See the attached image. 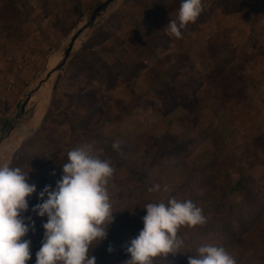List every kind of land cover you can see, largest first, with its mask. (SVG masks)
<instances>
[{"label": "rangeland", "instance_id": "1", "mask_svg": "<svg viewBox=\"0 0 264 264\" xmlns=\"http://www.w3.org/2000/svg\"><path fill=\"white\" fill-rule=\"evenodd\" d=\"M100 1L102 0H0V163L11 164L16 158L18 148L37 130L52 96L55 99L61 98L64 104V94L76 91L77 87L70 88L67 83V64L92 33L104 32L111 35L107 42L118 37L126 40L125 46H129V39L136 32L135 24L141 23L142 30L138 32V37L141 41L146 39V30L154 23L153 16L148 12V0H120L78 44L70 60L50 84L41 107L40 119L34 128L24 137L18 133L28 125L35 111L36 101L30 104L26 125L19 130L10 129L16 120L19 102L34 84L49 57L62 48L68 36L83 24ZM221 1L202 0L203 11L194 23L191 22L183 30L182 37L176 40L173 36L167 48L155 50L154 55L147 60L148 70L140 71L133 80L121 78L111 95L130 113L126 116L123 131L132 129L155 137L161 136L165 131L175 135L181 142H186V148L192 146L193 152L185 160L186 163L201 157V154H204L202 160L211 159L217 152L216 162H226V165L222 164L229 171L228 183L247 176L253 180L255 190L264 200V0H243L237 15L215 11L213 7ZM166 3L169 9V2ZM162 19L159 17L157 20ZM158 23L161 22L156 25ZM254 37L259 39L258 44L253 41ZM95 49L99 51L100 46ZM251 51L256 53L255 56L241 65V55L250 54ZM103 59L109 61L107 54H103ZM54 63L53 60L50 67ZM171 64L174 67L166 71V66ZM193 77L199 79L196 98H206L208 92L218 94L220 88L216 86L217 83L224 86L231 82L240 88L238 92L236 89H229L230 95L226 97L229 101L223 102L229 109L235 101L238 100L239 104L236 112L227 109L230 112L223 114L231 120L219 124L217 146L211 138H204L200 143L194 140V135L213 121V116L206 109L189 113L175 107L170 111L169 108L173 105L165 107L155 90L161 81L169 90V95H176L178 98L175 89L180 86L194 87ZM92 87L99 86L92 84ZM98 90L102 91V87ZM180 96L187 97L183 92ZM135 110L136 117L131 115ZM112 111L116 112L118 109L114 107ZM179 117L181 121L183 118L181 124L176 123ZM212 133L214 132L208 136L215 137ZM44 157H50V154L45 152ZM19 167L29 172L28 182L35 184L37 189L27 198L28 211L22 213L30 227L28 237L23 239H29L32 246L37 238L44 237L42 225L47 222L46 216L39 217L32 208L42 203L39 193L44 187L51 186L54 189L56 182L53 171L46 172L38 166ZM167 173L169 172L165 171L163 175ZM161 180V188H164L160 193L167 194L175 181L171 178L166 182L163 177ZM28 217H31V221ZM36 253H31L28 263L36 264Z\"/></svg>", "mask_w": 264, "mask_h": 264}, {"label": "trees", "instance_id": "2", "mask_svg": "<svg viewBox=\"0 0 264 264\" xmlns=\"http://www.w3.org/2000/svg\"><path fill=\"white\" fill-rule=\"evenodd\" d=\"M148 2L149 6L153 4V9L149 8L148 12L153 16L154 23L148 26L146 39H139L142 24L136 23V32L135 35L132 33L129 46H125L126 40L118 37L107 42L111 35L101 31L92 33L81 46L67 64V83L70 88L77 87L76 91L64 94V104L61 98L52 96L37 130L18 148L11 166H38L46 172L53 171L57 184L63 175V165L68 162L67 153L70 150L85 143L104 149V158H110L116 168L108 185L113 211L116 212L108 226L107 237L90 249V257H95L96 264H125L130 259L127 247L131 239L136 238L144 227V206L148 203L167 204L173 197L193 201L202 209L206 222L194 227L182 226L178 231V236L184 242L181 253L153 258L154 264H188L190 256H198L199 247L209 244L224 247L235 258L236 264H264V200L255 190L251 178L244 176L229 184V171L222 164L224 162H216L217 152L211 159L205 158L206 161L202 160L204 154H201V157L186 163L185 160L193 152L192 146L186 148V142H181L166 131L159 137L132 129L123 131L126 116L130 113L121 107V102L114 99L111 92L121 78L133 80L140 71L148 70L147 60L155 50L168 47L172 40L163 27L169 18L175 17L181 0L170 1L169 9L165 0ZM242 5L243 0H222L217 4L224 14H235ZM159 17L163 19L159 25H155ZM253 41L258 44L259 39L254 37ZM96 46H100L99 51L95 49ZM103 54H107L109 61L103 59ZM255 54L253 51L243 53L240 64H246ZM171 67L174 65L166 66V71ZM194 82V87H177L178 98L169 95V90L161 81L155 90L165 107L173 105L170 111L175 107L189 113L206 109L213 116V121L198 131L194 140L200 143L204 138H211L217 146L219 124L231 120L223 114L230 112L227 109L236 112L239 104L237 100L229 109L223 102L229 101L226 98L230 95L229 89L238 92L240 88L231 82L224 86L217 83L216 86L220 88L218 94L208 92L206 98H196L199 79ZM92 84L102 87V91L98 90L99 87H92ZM56 91L57 88L54 93ZM182 92L187 97H181ZM137 102L140 103V100ZM114 107L118 111L113 112ZM131 115L136 117L137 111ZM176 121L181 124L183 118L181 121L179 117ZM211 132L215 137L208 136ZM117 141L120 143L119 151L112 148ZM262 148L264 154L263 143ZM45 152L50 157L45 158ZM165 171L169 173L163 175ZM161 177L166 182L172 178L175 183L167 194L160 193L164 187L150 192L149 188L153 185H163ZM37 231H40V227ZM43 239L37 238L35 244L30 246L31 253L40 250Z\"/></svg>", "mask_w": 264, "mask_h": 264}, {"label": "clouds", "instance_id": "3", "mask_svg": "<svg viewBox=\"0 0 264 264\" xmlns=\"http://www.w3.org/2000/svg\"><path fill=\"white\" fill-rule=\"evenodd\" d=\"M202 11V0H181L175 17L163 27L165 34L181 38L182 30ZM112 148L119 151L120 143L114 142ZM67 158L56 187L45 186L39 193L42 203L32 208L39 217H47L36 264H96L90 249L107 237L114 220L108 185L116 168L110 158H104V149L85 143L70 150ZM28 173L10 162L0 163V264H27L31 258V241L23 239L30 227L22 213L28 211L27 198L37 189L28 182ZM160 189L155 184L149 191ZM144 209V227L131 239L130 259L125 264H154L153 258L181 253L184 242L179 229L206 222L202 209L191 200L173 197L167 204L148 203ZM197 251L198 256H190L188 264H236L222 246L204 245Z\"/></svg>", "mask_w": 264, "mask_h": 264}, {"label": "water", "instance_id": "4", "mask_svg": "<svg viewBox=\"0 0 264 264\" xmlns=\"http://www.w3.org/2000/svg\"><path fill=\"white\" fill-rule=\"evenodd\" d=\"M120 0H102L97 3L92 11L89 13L82 25L78 26L67 38L66 42L61 49L53 53L39 73L34 84L29 87L27 92L23 95L22 101L19 102V110L16 120L10 129H19L26 125L29 120L28 113L30 104L36 92L47 86V91L50 84L54 81L55 77L61 72L66 63L72 57V53L77 45L85 38V36L97 25L101 19L119 2ZM57 58L56 63L49 66V63Z\"/></svg>", "mask_w": 264, "mask_h": 264}, {"label": "bare ground", "instance_id": "5", "mask_svg": "<svg viewBox=\"0 0 264 264\" xmlns=\"http://www.w3.org/2000/svg\"><path fill=\"white\" fill-rule=\"evenodd\" d=\"M80 45V44H79ZM78 46V45H77ZM55 63L57 61V58H55ZM53 63V61H51L49 63V66L50 64ZM47 86L45 88H41L39 89L36 94L34 95V98L32 99L33 102L36 103V106H35V111L32 115V117L30 118L29 120V123L28 125L25 127V128H22L21 130H19V135L21 137H24L25 135H27L31 129L34 128V126L36 125V123L39 121L40 119V116H41V107L43 105V102H44V99L47 97ZM0 151H1V147H0Z\"/></svg>", "mask_w": 264, "mask_h": 264}, {"label": "crops", "instance_id": "6", "mask_svg": "<svg viewBox=\"0 0 264 264\" xmlns=\"http://www.w3.org/2000/svg\"><path fill=\"white\" fill-rule=\"evenodd\" d=\"M170 1H172V0H165V4H167L166 2H170ZM153 5H151L150 6V9H153V7H152ZM213 7V6H212ZM214 8V10L215 11H219L220 9L218 8V6L216 5V6H214L213 7ZM238 13H236V14H234V15H237ZM160 22V21H159ZM158 24H160V23H158ZM156 25V24H155ZM185 35H186V33H185ZM184 36V35H183ZM173 37V36H172ZM172 37H170L171 38V40L173 39ZM176 40L178 39L179 40V38H175ZM2 126L4 127V125L2 124ZM29 234V233H28ZM28 234L26 235V237H28Z\"/></svg>", "mask_w": 264, "mask_h": 264}]
</instances>
